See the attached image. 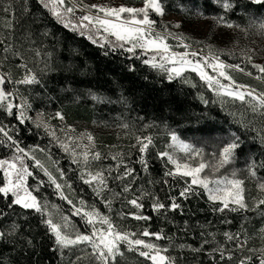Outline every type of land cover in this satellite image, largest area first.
<instances>
[{
    "label": "snow or ice",
    "instance_id": "6c2138e0",
    "mask_svg": "<svg viewBox=\"0 0 264 264\" xmlns=\"http://www.w3.org/2000/svg\"><path fill=\"white\" fill-rule=\"evenodd\" d=\"M210 3L219 10L209 14L196 0H143L142 7L0 0V150L7 153L0 156V264H127L130 253L136 254V264H264V89L239 83L232 75L253 76L250 65L254 78L264 84V63L253 59L258 50L241 46L239 35L264 38V0ZM173 10L233 30V46L218 47L210 36L197 39L179 31L180 21L163 19ZM55 25L97 45L105 57H125L130 72L136 71L131 61L139 60L169 82L199 87L195 98L205 106L218 104L224 124L208 129V139L195 140L183 138L166 123L163 133H153L149 129L158 127L155 121L145 123L143 117L102 120V126H114L132 140L127 150L105 145L108 151L102 152L93 132H78L66 122L63 105H127V98L121 94L114 101L98 84L81 87L84 82L77 77L85 69L59 59L62 37ZM53 104L57 107L48 111ZM208 118L206 111L187 117L197 123ZM53 119L60 125H53ZM135 120L141 122L139 128ZM33 128L36 135L49 138V145H23L20 134ZM213 131L222 134L213 137ZM161 135L168 137L164 150L155 143ZM53 145L68 158L67 169L53 156ZM152 151L164 166L158 178L150 173ZM136 163L148 177L146 184L136 183ZM69 173L91 190L92 201L77 194ZM157 184L168 188L164 200L155 192ZM175 187L178 196L171 194ZM192 199H205L213 219L192 220L196 213L185 212V202ZM145 200L175 232L151 230L152 216L143 212ZM117 202L119 209L114 207ZM129 205L132 209L125 211ZM177 211L189 217L182 224L169 215ZM128 217L135 224L123 223Z\"/></svg>",
    "mask_w": 264,
    "mask_h": 264
},
{
    "label": "trees",
    "instance_id": "16d2710c",
    "mask_svg": "<svg viewBox=\"0 0 264 264\" xmlns=\"http://www.w3.org/2000/svg\"><path fill=\"white\" fill-rule=\"evenodd\" d=\"M87 2L92 0H85ZM128 5H137L142 3L143 0H122ZM196 2L201 3L205 11L209 14L214 11H218L215 5L210 3V0H196ZM169 13L181 14L179 10H173ZM232 19H236L235 15ZM54 24V21H53ZM57 33L62 37V48L59 54V59L67 64L71 61L73 64L79 65L81 68L85 69V75H78L77 79L82 80L84 84L81 87L86 86L88 83L98 84L101 86V90L106 92L107 95L115 101L118 97L123 94L127 98V105L121 103L108 104L106 106L93 107L91 103L88 102H77L70 103L65 102L63 105V111L66 114V122L68 124H74L75 122H84L89 125H95L98 127V131L95 135L96 142L99 149L102 152H107L108 149L105 145H117L118 147H124L127 150V145L132 143L130 138L124 137L123 133L120 132L114 126L104 127L99 122L102 120H108L109 122L116 120L119 121L121 116L129 119L130 121L136 117H143L145 123L155 121L158 127L149 129V131L156 133H163L164 124L166 123L169 127L176 129L181 133L183 138L201 140L208 139L207 130L208 129H220L225 121V113L220 110L218 104L205 106L200 103L199 99L195 98L196 91L200 90L192 89L190 86L181 83L179 80H174L169 82L167 79L162 78V76L156 73L154 70L150 69L148 66L143 65L139 60H133L136 66V71L130 72L126 65L130 63L123 56L110 55L108 57L103 56L102 50L97 46L91 44L90 41L83 37H80L71 31L64 29L60 25H55ZM71 49H76L73 52ZM244 66V65H243ZM249 70L253 71V76H248L246 73L233 72L234 78L241 83L249 84L257 87L258 89H264V84L257 81L254 76L256 72L251 69V66H247ZM190 76L197 84H201L199 77L195 73L188 72L186 74ZM147 77V79H145ZM206 96H211V92L204 89ZM39 107V104L35 105ZM57 105L53 104L48 111H54ZM208 113V119H202L199 123L195 119L189 120L187 117L193 116L194 114H199L201 112ZM30 115L35 117L36 113L31 112ZM13 124L16 121L9 118ZM93 121H97L96 124ZM8 123V121H5ZM27 123V122H26ZM136 127L139 128L141 122L135 120ZM23 128V126H20ZM36 130L33 128L32 132L23 131L20 134V139L23 145L29 144H40L41 146L49 145V138L43 134L36 135ZM120 138L118 139L117 136ZM222 133L220 131H213L211 135L213 137H218ZM210 143L214 142L212 140ZM157 148L164 150V145L168 143V137L166 135H161L155 140ZM22 145V146H23ZM52 148H57L55 145ZM211 151V148L208 149ZM7 153L0 150V156L6 155ZM63 158L62 167L67 169L65 165L66 158L65 154L62 152ZM152 158L150 161V173L154 177H160L162 175L163 164L155 156V151H152ZM107 163V161H105ZM139 172V179L136 181L137 184L145 183L148 177L140 171V165L138 163L133 165ZM239 162L237 167H239ZM72 179L75 181L74 186L77 189L79 195H83L85 199L92 201L94 197L91 195V190L84 185L82 182L77 181L72 173H69ZM3 176L0 173V182H2ZM46 180V178H44ZM171 183V180H170ZM182 185V182H180ZM83 189V192H80ZM45 190L51 193V189L45 186ZM118 190V189H117ZM179 187H175L171 194L178 196ZM155 192L159 197L164 200L167 193V186H161L157 184L155 186ZM253 194H255V189H253ZM58 204H63L64 208L67 209L69 206L60 201L56 196H52ZM130 198V197H129ZM182 198L178 197V200ZM206 199V198H205ZM205 199H192L185 202V212H194L196 215L192 217V220L199 219L203 221L205 218L213 219V217L206 211L207 204ZM145 208L143 212L146 215L152 216V220L149 222L151 224V230H158L159 228H164L166 233L175 232L176 229L170 224L158 217L156 213L152 212L148 207L149 201L145 200ZM97 206L100 207L101 211H106L103 205L97 201ZM115 208L119 209L121 207L120 203L117 202L114 205ZM205 209V212H200L199 209ZM132 209L129 205L125 208V211ZM134 210V209H133ZM169 215H175L176 219L182 224L184 219H188L187 215H181L178 211L175 213L170 212ZM8 221H4L7 223ZM123 223L135 224L132 217H128ZM143 224L144 222H140ZM2 226V224H0ZM258 226V224H257ZM224 226H221L223 230ZM251 231V229H250ZM181 233H177V236ZM152 239H155L154 237ZM256 246H259L260 241L256 239L254 241ZM7 253V249H4ZM136 254H128L127 264H136ZM143 259V258H140Z\"/></svg>",
    "mask_w": 264,
    "mask_h": 264
},
{
    "label": "rangeland",
    "instance_id": "374dc122",
    "mask_svg": "<svg viewBox=\"0 0 264 264\" xmlns=\"http://www.w3.org/2000/svg\"><path fill=\"white\" fill-rule=\"evenodd\" d=\"M86 3H97V4H109L111 6H119L121 4L126 6H134V7H142L143 1L140 4L137 5H128L125 4L122 0H92V1H85ZM165 21H169L172 23H175L176 21L181 22V29L179 31H184L192 36H194L197 39H204L207 36L211 37V42L217 45L218 47H232V41L236 38V33H234L231 29H226L223 27H216L214 22L211 19H188L185 18L182 14L177 13H168L163 18ZM240 35V45L241 46H247L250 48H255L258 51L253 55L254 62L256 63H264V38H261L256 35H250L247 39H244L242 34ZM174 43V42H172ZM181 50L182 49H178ZM231 62V61H230ZM243 67V65H242ZM208 71L211 73V69H208ZM241 83V82H239ZM53 125H60V121L57 119H53L51 121ZM74 125L77 127V131H82L85 128H87L89 131L93 132L94 135H96L98 131V127L95 125H89L84 122H75ZM97 147L99 148L98 144ZM61 151H59L58 148H52V154L55 158L59 159L60 165H63V156L61 155ZM39 155V154H38ZM41 158L43 156L41 155ZM66 158V166L69 167V161L68 158ZM74 167V166H73ZM42 176V174H41ZM29 183H32V178H29ZM51 189V188H50ZM52 190V189H51ZM46 191V190H45ZM50 193L49 191H46ZM79 195V193H77ZM50 200H54V198L50 195ZM56 202V201H55ZM57 203V202H56ZM78 219V218H74ZM148 239V238H146Z\"/></svg>",
    "mask_w": 264,
    "mask_h": 264
},
{
    "label": "built area",
    "instance_id": "2783aa9c",
    "mask_svg": "<svg viewBox=\"0 0 264 264\" xmlns=\"http://www.w3.org/2000/svg\"><path fill=\"white\" fill-rule=\"evenodd\" d=\"M77 14H80L79 10H77Z\"/></svg>",
    "mask_w": 264,
    "mask_h": 264
}]
</instances>
